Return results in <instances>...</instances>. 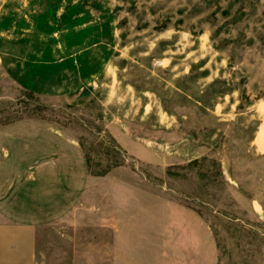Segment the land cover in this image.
<instances>
[{"label":"rangeland","instance_id":"1","mask_svg":"<svg viewBox=\"0 0 264 264\" xmlns=\"http://www.w3.org/2000/svg\"><path fill=\"white\" fill-rule=\"evenodd\" d=\"M117 198L174 256L264 264V0H0V221L71 264L110 234L59 212Z\"/></svg>","mask_w":264,"mask_h":264},{"label":"crops","instance_id":"2","mask_svg":"<svg viewBox=\"0 0 264 264\" xmlns=\"http://www.w3.org/2000/svg\"><path fill=\"white\" fill-rule=\"evenodd\" d=\"M58 177L61 182L68 184L70 194L77 190L79 185L83 187L85 194H91L90 186L102 185L106 180L89 175H84L80 179L76 175ZM79 181L82 184H77ZM58 197L63 195L60 193ZM116 202L115 209L103 210L96 207L93 210L92 204L78 213L77 208L81 210L78 207L81 200L75 199L68 205L67 211L59 212L60 217L68 220L69 224L75 226L74 228L79 224L78 222H82L85 228H97L110 234L109 238L100 240V244L104 247L101 252H96L94 249L98 244L96 240L84 239V244H80L84 245L83 250L73 248L70 255L71 264H182V262L204 264V260H200L198 255L191 257L173 255L171 251L173 239L164 237L163 232L167 230L165 223L157 221L158 214H166L167 211L157 212L153 206H132L125 209L119 198ZM168 214H171V211ZM169 224H172V220ZM158 230H161L163 235L159 238ZM37 233L38 222L35 220L15 221L4 218L0 221V264H35ZM167 247H170L169 252Z\"/></svg>","mask_w":264,"mask_h":264}]
</instances>
